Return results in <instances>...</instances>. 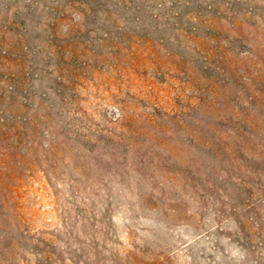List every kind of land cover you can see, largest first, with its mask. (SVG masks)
I'll use <instances>...</instances> for the list:
<instances>
[{
    "label": "rangeland",
    "instance_id": "1",
    "mask_svg": "<svg viewBox=\"0 0 264 264\" xmlns=\"http://www.w3.org/2000/svg\"><path fill=\"white\" fill-rule=\"evenodd\" d=\"M0 264H264V0H0Z\"/></svg>",
    "mask_w": 264,
    "mask_h": 264
}]
</instances>
